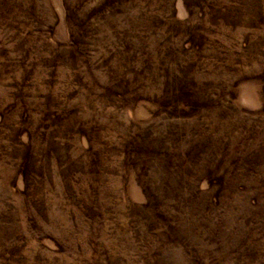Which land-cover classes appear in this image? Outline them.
<instances>
[{"label": "rangeland", "instance_id": "1", "mask_svg": "<svg viewBox=\"0 0 264 264\" xmlns=\"http://www.w3.org/2000/svg\"><path fill=\"white\" fill-rule=\"evenodd\" d=\"M0 264H264V0H0Z\"/></svg>", "mask_w": 264, "mask_h": 264}]
</instances>
